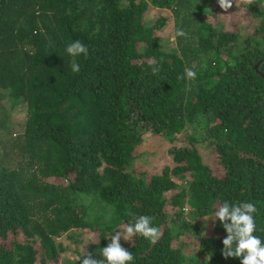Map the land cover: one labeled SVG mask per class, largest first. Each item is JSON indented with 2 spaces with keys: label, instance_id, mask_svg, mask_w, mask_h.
Listing matches in <instances>:
<instances>
[{
  "label": "trees",
  "instance_id": "16d2710c",
  "mask_svg": "<svg viewBox=\"0 0 264 264\" xmlns=\"http://www.w3.org/2000/svg\"><path fill=\"white\" fill-rule=\"evenodd\" d=\"M214 1L0 0V264L57 262L73 230L99 234L76 264L100 259L141 215L162 235L121 243L132 264H241L221 255L227 233L213 220L224 202H254L264 241V0H233L234 30ZM170 15L174 34L187 33L172 51L161 33ZM76 40L87 58L66 53ZM186 67L194 80L178 79ZM148 134L181 144L157 172L144 170ZM204 219L211 230L196 238Z\"/></svg>",
  "mask_w": 264,
  "mask_h": 264
},
{
  "label": "clouds",
  "instance_id": "9594fccd",
  "mask_svg": "<svg viewBox=\"0 0 264 264\" xmlns=\"http://www.w3.org/2000/svg\"><path fill=\"white\" fill-rule=\"evenodd\" d=\"M237 4V0H235ZM249 3L252 0H248ZM219 7L227 13L233 7V0H218ZM183 29H177L172 37L173 42L179 37H186ZM66 53L71 57L89 56V48L79 40L70 42L66 47ZM154 63V61H150ZM73 73L80 72V66L73 61L70 64ZM158 68L152 69V74L158 73ZM196 73L191 68L184 69V75L178 79L192 81ZM186 90L190 88L186 85ZM258 208L254 202H238L230 204L224 202L215 212L216 220L222 225L227 236L223 239L221 255L224 259L242 258L241 264H264V241L254 233L256 231L255 216ZM153 218L148 215L136 217L133 223L122 226V230L111 235V242L101 249L98 259L94 253H88L81 261V264H132L134 257L130 251L122 247L120 241H131L136 235L143 237L150 243L155 244L160 239L162 232L159 227L153 226ZM205 236L206 233H202Z\"/></svg>",
  "mask_w": 264,
  "mask_h": 264
},
{
  "label": "rangeland",
  "instance_id": "374dc122",
  "mask_svg": "<svg viewBox=\"0 0 264 264\" xmlns=\"http://www.w3.org/2000/svg\"><path fill=\"white\" fill-rule=\"evenodd\" d=\"M213 6L217 7L216 9L217 14H219V19L224 22V25L229 30L236 29L237 24L240 21V18L238 15H236L235 12L228 11L225 13L222 12V9L218 5V0L213 2ZM234 6V5H233ZM162 14V11L156 10V11H150L146 14L145 19L146 21L153 25L157 19L160 18V15ZM163 35V43L165 44V47L172 51L177 48L176 40L173 42L172 37L174 36V27H173V17L172 15L169 16V22L162 30ZM26 119V110L23 106H18L16 109H13L11 116H10V122L12 123V127L17 133V126L19 123L24 122ZM179 142H170L169 140H166L164 138L158 137L156 135L148 134L146 136V139L143 143V152L150 154L148 156L146 162V167H144V170H148V172H157L162 170L165 166L168 164H171L172 159L169 155V149L174 146H180ZM204 150V148H203ZM205 155V153H204ZM206 156V155H205ZM205 163L209 166H212V170L214 174L221 176L223 173V169L219 165V162L215 156H212L209 154V156H206ZM186 219H191L190 217ZM211 221H208V219H204L201 222H199L198 229H193L191 235L196 237V234H202L206 233L209 234V231L211 230ZM119 229L118 231H121ZM117 231V232H118ZM198 231L200 233H198ZM196 233V234H195ZM98 233L92 232L91 230H73L69 232L68 234L64 235L61 239L58 240L59 243L63 244V247L65 251L59 256L57 262H50L47 261L45 263L39 262L38 264H76L77 260L79 258V253H84L85 248L90 243L96 242L98 240ZM197 238V237H196ZM10 241V240H8ZM191 241L194 242L196 239L193 237L191 238ZM120 243L129 244V241H124L121 239Z\"/></svg>",
  "mask_w": 264,
  "mask_h": 264
},
{
  "label": "water",
  "instance_id": "95a60500",
  "mask_svg": "<svg viewBox=\"0 0 264 264\" xmlns=\"http://www.w3.org/2000/svg\"><path fill=\"white\" fill-rule=\"evenodd\" d=\"M264 62V58L256 65L255 69L258 71L260 65ZM264 76V75H263Z\"/></svg>",
  "mask_w": 264,
  "mask_h": 264
}]
</instances>
